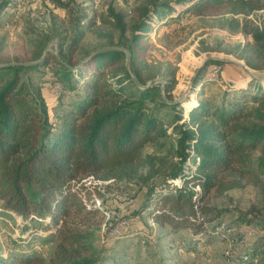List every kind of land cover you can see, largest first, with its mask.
Returning <instances> with one entry per match:
<instances>
[{
    "label": "rangeland",
    "instance_id": "374dc122",
    "mask_svg": "<svg viewBox=\"0 0 264 264\" xmlns=\"http://www.w3.org/2000/svg\"><path fill=\"white\" fill-rule=\"evenodd\" d=\"M179 1L0 0V5H6L0 11V65L38 64L55 55L77 69L100 50L123 49L127 57L115 66L119 75L126 76L127 69L145 83L141 87L160 86L163 97L179 105V114L175 117L174 110H164L171 111L165 119L171 135L163 141L166 143L147 147L142 164L125 169L117 179L84 183L91 199L101 202L95 246L102 257L116 256L131 264H229L228 259L249 253L256 242L264 245L260 223L264 173L260 170L244 178L228 174L211 192L205 203L222 209V224L220 228L211 224V234L200 235L195 242L190 231L172 234L159 225L151 210L161 192L183 183L179 178L159 184L164 174L180 165V130L173 133V126L197 129L189 118L194 107L212 99L216 103L240 101L264 110V100H251L253 95L264 96V0H223L208 8L196 7L200 0ZM164 3L174 7L170 13L174 18L159 15ZM147 13L154 20L148 29L138 30ZM77 33L79 40L72 45ZM135 34L141 38L133 43L136 59L131 60L124 46L132 44ZM59 69L61 66L50 61L48 66L28 72L53 123L84 89L82 79L77 90L63 92L56 75ZM76 76L80 79L79 73ZM260 156L259 151L255 159ZM193 165L191 157L185 164L187 173L194 172ZM242 217L249 222H241ZM106 220L112 222L113 230L111 222L104 226ZM24 223L20 215L0 203V256L35 255L48 260L56 239L47 231L24 229ZM189 243L198 244L189 248Z\"/></svg>",
    "mask_w": 264,
    "mask_h": 264
},
{
    "label": "trees",
    "instance_id": "16d2710c",
    "mask_svg": "<svg viewBox=\"0 0 264 264\" xmlns=\"http://www.w3.org/2000/svg\"><path fill=\"white\" fill-rule=\"evenodd\" d=\"M200 1L196 7L208 8L223 0ZM159 7V15L174 18L171 3ZM5 8L0 5V11ZM153 20L147 13L137 29H148ZM140 38L135 34L132 44L124 46L131 60L136 59L133 43ZM78 40L79 33L72 45ZM124 57L123 49L106 48L77 69L55 55L38 64L0 65V203L24 219V229L47 231L56 239L48 260L35 255L0 256V264H131L99 253L95 239L101 227L100 209L88 208L91 191L79 183L90 176L100 181L117 179L125 169L142 164L144 150L166 143L171 135L165 121L171 111L164 110L172 109L178 117L179 105L164 98L160 86L143 87L145 83L127 69L126 76L119 75L115 66ZM50 61L61 66L56 75L63 92L77 90L84 79L83 95L62 110L56 123L28 77L29 71ZM261 97L253 95L251 100L263 101ZM189 118L197 129L172 125L173 133L180 130V165L159 182L180 178L183 183L159 194L151 216L172 234L190 231L195 242L200 235L211 234V224L217 223L215 228L222 224V209L205 201L227 175L244 178L258 170L264 173V110L240 101L209 99L194 107ZM259 151L261 156L255 159ZM191 157L194 172L187 173L185 164ZM260 223L264 229V217ZM194 244L198 243H189V248ZM263 246L256 242L249 253L228 259L229 264H264Z\"/></svg>",
    "mask_w": 264,
    "mask_h": 264
},
{
    "label": "built area",
    "instance_id": "2783aa9c",
    "mask_svg": "<svg viewBox=\"0 0 264 264\" xmlns=\"http://www.w3.org/2000/svg\"><path fill=\"white\" fill-rule=\"evenodd\" d=\"M62 86V85H61ZM63 88V87H62ZM90 179H95L93 176H90V177H87V178H85V179H83L82 181H81V183H79V185H81L82 183H86L88 180H90ZM86 204H87V206H88V208H97V209H100V207H101V202L100 201H96V200H92V199H90V201H86ZM108 222H111V221H105V223H104V226H109V225H111L112 224V222H111V224L110 223H108ZM113 226V224L111 225V229L113 230L115 227H112ZM119 234V232L117 231L116 232V235H118ZM115 236V235H114ZM228 254V256H232L231 255V253H227ZM256 263V262H255Z\"/></svg>",
    "mask_w": 264,
    "mask_h": 264
}]
</instances>
